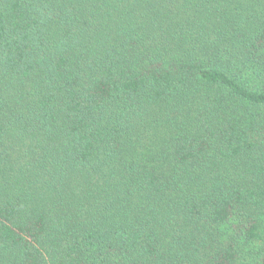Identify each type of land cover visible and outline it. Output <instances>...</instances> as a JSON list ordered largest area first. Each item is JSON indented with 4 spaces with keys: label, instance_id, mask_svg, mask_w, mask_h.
Segmentation results:
<instances>
[{
    "label": "trees",
    "instance_id": "1",
    "mask_svg": "<svg viewBox=\"0 0 264 264\" xmlns=\"http://www.w3.org/2000/svg\"><path fill=\"white\" fill-rule=\"evenodd\" d=\"M0 264H264V0H0Z\"/></svg>",
    "mask_w": 264,
    "mask_h": 264
},
{
    "label": "rangeland",
    "instance_id": "2",
    "mask_svg": "<svg viewBox=\"0 0 264 264\" xmlns=\"http://www.w3.org/2000/svg\"><path fill=\"white\" fill-rule=\"evenodd\" d=\"M224 239H226V237H225ZM253 245H254V248H256L257 246H259V244H255V243H254ZM248 251H250V247H249V248H246V247H245V248H244V256H245L246 253L248 254ZM247 254H246V255H247Z\"/></svg>",
    "mask_w": 264,
    "mask_h": 264
}]
</instances>
